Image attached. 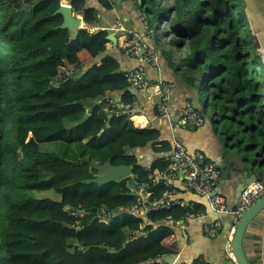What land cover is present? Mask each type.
Listing matches in <instances>:
<instances>
[{"label": "trees", "instance_id": "trees-1", "mask_svg": "<svg viewBox=\"0 0 264 264\" xmlns=\"http://www.w3.org/2000/svg\"><path fill=\"white\" fill-rule=\"evenodd\" d=\"M66 1L84 24L75 37L59 27L61 0H0V264H158L179 252L174 228L189 207L171 203L145 216L129 209L142 183L149 203L169 199V186L147 177L165 171L172 146L157 130L133 126L135 97L107 54L108 32L93 30L97 9ZM240 1L237 8L231 0H173L158 18L169 43L186 50L183 81L198 90L205 78L207 95L230 114L222 120L228 139L237 150L244 143L257 149L250 159L264 166V93L249 61L246 37L254 39ZM134 3L142 11L143 0ZM252 60L262 65L255 52ZM112 92L122 108L105 102ZM45 144L55 150H42ZM149 146L161 157L145 167L132 151ZM108 159L131 166L132 176L85 183L99 175L91 165ZM49 191L57 197H44ZM101 209L112 214L107 223Z\"/></svg>", "mask_w": 264, "mask_h": 264}, {"label": "crops", "instance_id": "crops-1", "mask_svg": "<svg viewBox=\"0 0 264 264\" xmlns=\"http://www.w3.org/2000/svg\"><path fill=\"white\" fill-rule=\"evenodd\" d=\"M61 1V5H69L66 0ZM86 2L97 9L98 19L93 30H104L108 32V35L113 36L115 43L109 42L106 50L107 54L118 61L121 72L126 73L139 66L137 59L132 57L128 50L130 45L129 33H138L141 35L143 42L158 57L155 67H145V78L152 81L160 78L174 84L167 105V115L164 117L156 114L155 103L157 97L152 89L138 91L129 89L135 97V103L131 108L133 126L139 129L151 128L157 130L160 133V141H169L172 144L173 140H177L186 147L190 154L200 152L207 160L215 163L221 171V176L214 187V193L221 195L227 207L233 209L239 201L240 196L237 189L241 179L235 172L236 166L227 160L225 156L224 144L230 145L232 147L231 152L248 161L249 165L252 162L250 156H254L257 149L247 150L245 148L246 143L243 144L241 150L235 148L234 140H229L226 135L227 131L222 128L224 125L222 120L228 119L230 114H226L221 104L216 103L209 94L205 105H199L198 93L201 95V86L197 90V83L192 86L182 79L180 61L182 60V53H185L186 50H178L170 43L163 44L162 40L165 38L163 35L162 38L156 37L155 40L151 24L147 23V19L145 22L139 20L141 11L136 8L134 0H110L112 6L109 10L101 7L99 0H86ZM255 4L257 11L264 17V1L255 0ZM82 28H84L83 22ZM159 29L162 30L161 27ZM255 49L262 63V65L260 64L261 70H263L264 63L257 51V45ZM203 79L199 80V83ZM107 97L109 98L105 102L109 104L119 103L118 93L112 92ZM187 104H190L203 118L202 124L194 129H189L184 124V110ZM132 154L137 156L139 163L145 167H151L153 162L161 157L155 154L150 146L144 149H135ZM263 169L262 164H256V167L251 169L245 178L251 174L264 177ZM245 178L242 177V179ZM167 186L170 189V203H184L187 205L191 203L189 201L191 200L190 195L194 193L186 190L181 180L169 179ZM192 204L203 207L202 211L206 216L203 219H196L191 222L187 227L185 236L176 224L174 231L180 250L176 255L159 257L157 259L158 264H236L233 255L230 256L227 250V238L231 231L232 216L213 211L208 213L203 204ZM215 221L220 222L221 230L214 238H209L203 231V225ZM171 223L170 221L169 224ZM242 248L249 264H264V210L247 227L242 240Z\"/></svg>", "mask_w": 264, "mask_h": 264}, {"label": "built area", "instance_id": "built-area-1", "mask_svg": "<svg viewBox=\"0 0 264 264\" xmlns=\"http://www.w3.org/2000/svg\"><path fill=\"white\" fill-rule=\"evenodd\" d=\"M122 1V0H121ZM148 18L145 14L140 15L139 20L145 22ZM159 26L162 31L166 28V23L161 19ZM130 45L128 47L129 54L137 59L139 66L131 71H127L124 76L129 81V88L138 91L152 89L157 97L155 103L156 114L160 117L167 115V105L174 89V84L163 80H149L145 78V67H155L157 65V54L150 49L142 40L138 33H129ZM163 44L169 43V37L162 40ZM199 94V93H198ZM116 107L122 108L121 104H113ZM264 107V98H263ZM131 111V110H130ZM132 118V117H131ZM203 122L202 115L193 109L190 104H187L184 110V124L189 129L199 127ZM172 151L166 157L168 163L164 172L150 173L147 177L151 185L162 182L167 185L170 179H179L183 187L201 197L208 199L209 206L212 211L220 214H230L232 216L231 231L227 238V250L231 256V241L236 229V226L244 214V212L260 197L264 195V178L260 182H254L246 185L239 197V201L233 209H229L224 198L221 195L214 194V187L218 183L221 171L219 167L207 160L200 152L190 154L186 147L177 140H173ZM149 194L146 192V184L142 183L136 186V202L131 205L129 211L135 215H147L152 211L170 207L169 199L162 201L160 204H151L148 202ZM181 207L188 206L190 211L187 212L177 223L182 230L183 235H186L188 225L196 219H203L206 214L203 211L194 212V205L177 203ZM100 221L107 223L112 214L104 209L99 211ZM221 230L220 222L215 221L211 224H204L203 231L209 238H214Z\"/></svg>", "mask_w": 264, "mask_h": 264}, {"label": "water", "instance_id": "water-1", "mask_svg": "<svg viewBox=\"0 0 264 264\" xmlns=\"http://www.w3.org/2000/svg\"><path fill=\"white\" fill-rule=\"evenodd\" d=\"M264 1V0H263ZM141 2V0H138ZM244 10L248 20V26L252 36L254 37V43L257 45V51L262 57V62L264 63V54L261 52V49H264V17L257 11L255 0H243ZM144 3H142L141 8ZM57 14H61L63 17V22L59 26L62 29H68L72 37L77 35V32L82 29V21L79 16L73 14L70 5H60V8L56 11ZM153 31V30H152ZM108 42L115 43V40L112 35L106 37ZM120 70H116L119 72ZM208 101V95L206 96L205 103ZM198 103L201 104V95L198 94ZM89 117L88 114H85L78 123H82ZM110 119V116H108ZM224 149L226 150V158L231 161L233 165L236 166L235 172L240 176V182L237 189L238 195H241V192L245 185L248 183L260 182L264 177H260L255 174H251L245 178L246 174L249 173L251 169L256 167L255 163L249 165L248 161L243 160L238 154L231 152L232 147L227 143L224 144ZM91 168L97 171L99 174L95 179L84 181L85 183H96L98 185H104L111 182H119L130 176H132L133 169L131 166L127 165H118L114 166L111 164L110 159H108L102 165L92 164ZM244 177L245 179H242ZM215 194V193H214ZM191 203L203 204L207 208V212L211 213L212 209L209 206L208 199L206 197H201L196 194H191ZM264 210V195L256 200L242 215L240 218L236 229L234 231L232 241H231V253L235 259L236 264H249L242 248V240L245 234V231L249 224L255 219V217ZM82 213V211H79ZM79 229H77L78 231ZM80 243L76 241L74 245L68 249L69 253H73L75 247H79ZM169 257V256H167Z\"/></svg>", "mask_w": 264, "mask_h": 264}, {"label": "rangeland", "instance_id": "rangeland-1", "mask_svg": "<svg viewBox=\"0 0 264 264\" xmlns=\"http://www.w3.org/2000/svg\"><path fill=\"white\" fill-rule=\"evenodd\" d=\"M137 2H138V0H137ZM143 2H144V5L142 7V10L144 12H148L147 18H148L149 23L152 26V30L154 31L153 38L155 40H156V37L162 38V30L159 29L160 26H159V18L158 17H160V15H162L164 8L168 9L172 6L173 0H143ZM240 2H241L240 0H231V3H233L234 5L236 4L237 8H240V5H239ZM143 11L140 12L141 15L144 14ZM235 11L237 12L236 8H235ZM141 22H143V21H141ZM241 26H242V24H241ZM247 30H248L247 27H245V32ZM246 39H247V42L250 43V44H248V46H251L250 56L254 57V52H255V54H257L256 49L254 50V46H255L254 41H252L251 37H248V36L246 37ZM185 54H186V51H185V53H182L181 58H184ZM252 57H249V61H250L251 65H253V67L256 71L257 80L260 84L261 91L264 93V73L262 72L260 65L256 64V62L254 63V61L252 60ZM204 81H205V79H203L202 82L200 83V86H201L200 87V89H201V104H200V106H203L205 99H206V96H207V92L203 86ZM41 149L44 151L55 150V148H53L52 144H45L44 146H42ZM51 195H55L57 197V195L52 193V191L43 192L44 197H50Z\"/></svg>", "mask_w": 264, "mask_h": 264}, {"label": "bare ground", "instance_id": "bare-ground-1", "mask_svg": "<svg viewBox=\"0 0 264 264\" xmlns=\"http://www.w3.org/2000/svg\"><path fill=\"white\" fill-rule=\"evenodd\" d=\"M261 52L264 54V49H261Z\"/></svg>", "mask_w": 264, "mask_h": 264}, {"label": "clouds", "instance_id": "clouds-1", "mask_svg": "<svg viewBox=\"0 0 264 264\" xmlns=\"http://www.w3.org/2000/svg\"><path fill=\"white\" fill-rule=\"evenodd\" d=\"M145 15H146V13H145ZM160 20V19H159ZM149 22V21H148ZM200 87V86H199ZM200 94V93H199Z\"/></svg>", "mask_w": 264, "mask_h": 264}]
</instances>
